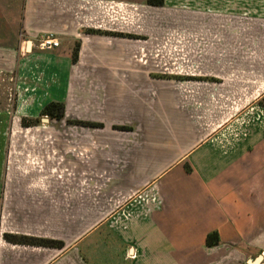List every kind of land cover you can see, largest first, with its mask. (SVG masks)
Instances as JSON below:
<instances>
[{"label":"crops","instance_id":"crops-1","mask_svg":"<svg viewBox=\"0 0 264 264\" xmlns=\"http://www.w3.org/2000/svg\"><path fill=\"white\" fill-rule=\"evenodd\" d=\"M139 3L0 0V69L15 71V115L43 122L48 104L65 107L61 128L46 129L61 144H26L38 170L0 174V264H264L258 0H184L186 31L171 35L161 65L151 61L164 48L147 54L139 40L92 33L123 29ZM47 34L59 48L40 49ZM10 115L0 111V147ZM5 234L64 246L14 245Z\"/></svg>","mask_w":264,"mask_h":264},{"label":"rangeland","instance_id":"rangeland-1","mask_svg":"<svg viewBox=\"0 0 264 264\" xmlns=\"http://www.w3.org/2000/svg\"><path fill=\"white\" fill-rule=\"evenodd\" d=\"M174 3L170 4L172 6H165L162 9L150 8V6L146 3H139L137 4L138 6L130 7L127 11L125 10L124 22L127 23L126 27L123 29L120 27L115 28V31L117 30V32H97L101 33L99 35H106L113 39L123 38L126 40H139L141 42L138 44L139 47H144L147 54L155 49L163 50L164 48V52L160 51L162 55L156 61L157 63L155 61L151 62L154 63V65L170 64L169 51L174 44V40L171 39V35L186 31L187 28L184 18L187 15L185 13L184 0H179L175 4ZM173 4H177L179 6L175 7ZM257 5L258 8L252 10H256L259 25H262L264 23V0H258ZM234 10L238 11V9ZM2 26L6 27L4 23H2ZM202 27V25L197 26V28ZM190 32L192 31L190 30ZM155 33L158 37H154L156 36L154 35ZM259 38H263L261 33H259ZM131 46H136V44H131ZM260 49L263 50L264 48L261 47ZM161 73L162 72L159 74ZM16 84L15 71L0 69V111L2 112L3 110H8L11 112L10 119L5 122L4 127L2 126L3 129L7 128V134L3 137L4 140L1 144L2 146L0 147V174L5 177L4 179L10 175H27L31 171L38 170L36 167L38 168L41 161L40 159L38 161L36 157H32L36 154L28 151L31 149H28L26 144L34 146L37 144V141L41 140L40 143L44 142L49 146L54 147L55 145L57 146L59 143H62L57 137V132H54L56 135H49L48 130H46L49 128H61L62 126L58 124L56 120H52L50 118L49 123L41 122L39 118L34 120L35 123L30 126L33 128H44V135H39V132L28 134V132L26 133L24 131L26 128V126L23 125L24 119L15 115L18 99V89ZM259 104L264 107V99L261 100ZM42 118L48 119L47 117H41V119ZM28 121L33 120L28 119ZM67 126L70 125L68 124ZM5 186L6 183L4 184L3 192H5Z\"/></svg>","mask_w":264,"mask_h":264},{"label":"trees","instance_id":"trees-1","mask_svg":"<svg viewBox=\"0 0 264 264\" xmlns=\"http://www.w3.org/2000/svg\"><path fill=\"white\" fill-rule=\"evenodd\" d=\"M146 4L150 7L163 8L165 7V0H146ZM92 33L101 34L98 32L92 31ZM80 51V43L76 44V47L73 52V62L76 63L78 61ZM65 107L60 103H50L48 104L41 112V117H48L52 120H62L64 118ZM35 121H28L26 119L23 120V125L26 127H30L31 124H34ZM73 124L79 126L86 127H101L102 125L94 124V123H85V122H73ZM120 130H127L126 127L118 128ZM188 169V168H187ZM189 170V169H188ZM4 239L6 242L14 244V245H23V246H33V247H47V248H63L64 244L59 241L47 240V239H39L34 237L27 236H18L5 234ZM206 244L208 247L212 248L218 246L220 244L219 235L217 232L211 233L207 236Z\"/></svg>","mask_w":264,"mask_h":264},{"label":"built area","instance_id":"built-area-1","mask_svg":"<svg viewBox=\"0 0 264 264\" xmlns=\"http://www.w3.org/2000/svg\"><path fill=\"white\" fill-rule=\"evenodd\" d=\"M39 47L41 50H52L60 47L59 39L53 34H47L39 38ZM131 259H136L137 254L130 255Z\"/></svg>","mask_w":264,"mask_h":264},{"label":"water","instance_id":"water-1","mask_svg":"<svg viewBox=\"0 0 264 264\" xmlns=\"http://www.w3.org/2000/svg\"><path fill=\"white\" fill-rule=\"evenodd\" d=\"M30 47V43H28V49ZM44 123H49V119H43L42 120ZM260 263V258H258L257 260L254 261H250L249 264H259Z\"/></svg>","mask_w":264,"mask_h":264}]
</instances>
